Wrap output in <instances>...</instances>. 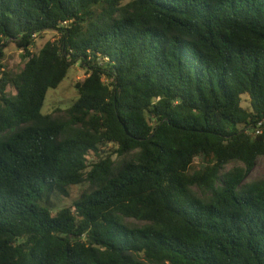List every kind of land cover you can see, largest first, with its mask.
<instances>
[{"label":"trees","instance_id":"1","mask_svg":"<svg viewBox=\"0 0 264 264\" xmlns=\"http://www.w3.org/2000/svg\"><path fill=\"white\" fill-rule=\"evenodd\" d=\"M260 156L264 0H0V264H264Z\"/></svg>","mask_w":264,"mask_h":264},{"label":"rangeland","instance_id":"2","mask_svg":"<svg viewBox=\"0 0 264 264\" xmlns=\"http://www.w3.org/2000/svg\"><path fill=\"white\" fill-rule=\"evenodd\" d=\"M126 2L129 0H125ZM57 34L55 31H47L43 34V38H36L35 45L33 46V51H38L48 40H54ZM7 56L5 59V65L9 71L12 73H17L24 66V61L21 57L23 53L22 50L17 49L14 45H10L7 50ZM87 76L85 70L81 68L78 64L72 66L66 78L61 82V84L56 89H49L47 92L46 100L42 108L43 113L55 114L59 111L58 108H65L71 105L77 98V89L75 84L78 80H83ZM11 90V86L8 87ZM248 99L243 97V105L247 106ZM198 165H202L201 158H197L195 161ZM258 177H264V156H260L257 160L256 168L251 173L249 179H254ZM86 185H80L73 188L75 193H79L83 190ZM63 201H57L56 205L59 207L63 206Z\"/></svg>","mask_w":264,"mask_h":264}]
</instances>
